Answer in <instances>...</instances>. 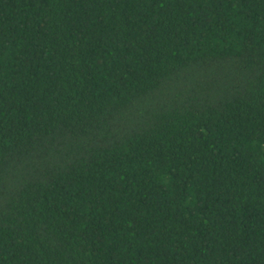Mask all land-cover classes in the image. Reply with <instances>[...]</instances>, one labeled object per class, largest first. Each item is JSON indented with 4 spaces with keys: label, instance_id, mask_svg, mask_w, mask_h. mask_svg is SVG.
<instances>
[{
    "label": "trees",
    "instance_id": "1",
    "mask_svg": "<svg viewBox=\"0 0 264 264\" xmlns=\"http://www.w3.org/2000/svg\"><path fill=\"white\" fill-rule=\"evenodd\" d=\"M0 264H264V0H0Z\"/></svg>",
    "mask_w": 264,
    "mask_h": 264
}]
</instances>
